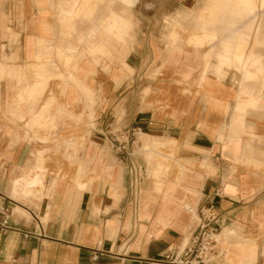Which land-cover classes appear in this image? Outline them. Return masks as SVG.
I'll list each match as a JSON object with an SVG mask.
<instances>
[{"label":"crops","instance_id":"1","mask_svg":"<svg viewBox=\"0 0 264 264\" xmlns=\"http://www.w3.org/2000/svg\"><path fill=\"white\" fill-rule=\"evenodd\" d=\"M84 2L0 0V264H181L208 203L205 264H264L263 0L164 13L166 48L134 0Z\"/></svg>","mask_w":264,"mask_h":264},{"label":"built area","instance_id":"2","mask_svg":"<svg viewBox=\"0 0 264 264\" xmlns=\"http://www.w3.org/2000/svg\"><path fill=\"white\" fill-rule=\"evenodd\" d=\"M142 133L139 127L126 129L118 135H113V148L129 160V173L131 183L137 186L141 179L140 167L135 163L134 157L138 151V137ZM198 221L190 237L189 244L183 250L180 261L173 258L172 262L181 264H205L218 256L219 229L213 222L216 218L215 206L208 203L197 210ZM5 222V221H4Z\"/></svg>","mask_w":264,"mask_h":264},{"label":"rangeland","instance_id":"3","mask_svg":"<svg viewBox=\"0 0 264 264\" xmlns=\"http://www.w3.org/2000/svg\"><path fill=\"white\" fill-rule=\"evenodd\" d=\"M87 2L89 7L91 6V0H82ZM84 2V3H85ZM83 3V2H82ZM204 0H134V4L130 8L132 15H133V20H134V26L131 29V35L134 37V27H138L141 25V21L143 19H149L151 18V15L153 14L154 19L158 20L159 22L163 18L164 22L160 23L161 26H157L154 29L155 35L159 38L160 44L166 48L167 46V39L166 35L169 30V27L167 26V23L165 22V17H161L164 13L168 15H173L177 12V9L180 10L183 13H196V11L199 9L201 5H203ZM73 4V10H77V12L72 13V17H76L79 15V9H80V4L79 0H72ZM95 2H93L92 5H94ZM85 5V4H83ZM122 7V4L115 3V9H119ZM254 7V6H253ZM263 7H264V0H263ZM189 22L190 20L187 18L185 21H183V24L185 25L184 28H180V34L182 37L181 45H183L184 50L187 48H190L194 46L192 43L186 42V37L189 33ZM133 44V40L129 41L130 49L131 45ZM250 45V48H246L247 52H249L252 49V43L248 44L247 46ZM246 46V47H247ZM254 46V45H253ZM254 50L259 53L264 55V45L262 47H253ZM129 49V50H130ZM201 50L205 51V58L209 60H215V58L207 53V46L202 47ZM116 62V61H115ZM118 63V62H116ZM115 63V64H116ZM230 69H235V68H230ZM238 70V69H235ZM240 71V70H238ZM139 146V145H138ZM141 154H144V151L141 148L140 145V151Z\"/></svg>","mask_w":264,"mask_h":264},{"label":"bare ground","instance_id":"4","mask_svg":"<svg viewBox=\"0 0 264 264\" xmlns=\"http://www.w3.org/2000/svg\"><path fill=\"white\" fill-rule=\"evenodd\" d=\"M246 2H247V1H246ZM248 3H250V1H249ZM257 3H258V2H257ZM258 4H259V3H258ZM255 8H256V7H253V6H252V9H253V10H254ZM258 10H259V8H258ZM259 11H260V10H259ZM250 12H251V10H250ZM247 15H249L248 12H247ZM250 15H251V14H250ZM248 17H249V16H248ZM252 17H253V16H252ZM252 17H251V18H252ZM142 135H143V133L140 134V139L142 138ZM141 147H142V144H141Z\"/></svg>","mask_w":264,"mask_h":264}]
</instances>
